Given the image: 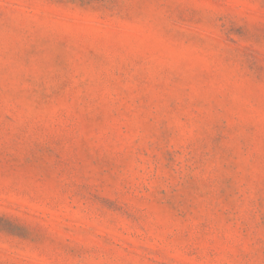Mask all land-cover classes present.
I'll list each match as a JSON object with an SVG mask.
<instances>
[{
	"label": "rangeland",
	"instance_id": "obj_1",
	"mask_svg": "<svg viewBox=\"0 0 264 264\" xmlns=\"http://www.w3.org/2000/svg\"><path fill=\"white\" fill-rule=\"evenodd\" d=\"M0 264H264V0H0Z\"/></svg>",
	"mask_w": 264,
	"mask_h": 264
}]
</instances>
